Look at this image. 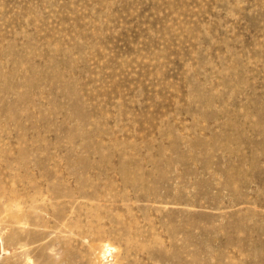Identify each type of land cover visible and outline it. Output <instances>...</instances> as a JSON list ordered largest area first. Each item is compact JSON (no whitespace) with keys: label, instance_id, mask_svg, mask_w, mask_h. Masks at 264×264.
I'll return each mask as SVG.
<instances>
[{"label":"rangeland","instance_id":"1","mask_svg":"<svg viewBox=\"0 0 264 264\" xmlns=\"http://www.w3.org/2000/svg\"><path fill=\"white\" fill-rule=\"evenodd\" d=\"M114 263L264 264V0H0V264Z\"/></svg>","mask_w":264,"mask_h":264},{"label":"bare ground","instance_id":"2","mask_svg":"<svg viewBox=\"0 0 264 264\" xmlns=\"http://www.w3.org/2000/svg\"><path fill=\"white\" fill-rule=\"evenodd\" d=\"M110 249H112V248H110ZM106 251H107V250H106ZM111 251H112V250H111ZM104 252H105V251H104ZM104 252H103V253H104ZM106 254H107V252H106ZM109 254H111V253H110V250H109V253H108L107 255H109ZM107 255H106V256H107ZM103 257H105V254L103 255ZM107 261H108V260H107ZM104 262H105V261H104ZM104 262H103V263H104ZM114 264H115V263H114Z\"/></svg>","mask_w":264,"mask_h":264}]
</instances>
